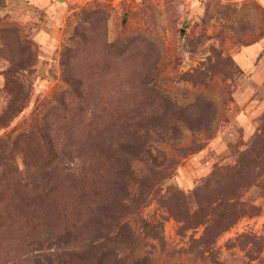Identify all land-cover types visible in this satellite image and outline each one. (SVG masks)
Instances as JSON below:
<instances>
[{
    "label": "rangeland",
    "instance_id": "1",
    "mask_svg": "<svg viewBox=\"0 0 264 264\" xmlns=\"http://www.w3.org/2000/svg\"><path fill=\"white\" fill-rule=\"evenodd\" d=\"M0 264H264V0H0Z\"/></svg>",
    "mask_w": 264,
    "mask_h": 264
}]
</instances>
